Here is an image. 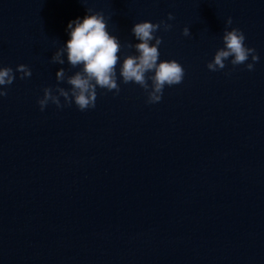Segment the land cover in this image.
<instances>
[{
  "label": "water",
  "instance_id": "obj_1",
  "mask_svg": "<svg viewBox=\"0 0 264 264\" xmlns=\"http://www.w3.org/2000/svg\"><path fill=\"white\" fill-rule=\"evenodd\" d=\"M22 264H264V62L140 150Z\"/></svg>",
  "mask_w": 264,
  "mask_h": 264
},
{
  "label": "clouds",
  "instance_id": "obj_2",
  "mask_svg": "<svg viewBox=\"0 0 264 264\" xmlns=\"http://www.w3.org/2000/svg\"><path fill=\"white\" fill-rule=\"evenodd\" d=\"M167 19L174 20L172 13H168ZM223 32V47L216 50L213 59L207 63L209 71L215 72L226 67L225 61L231 57L233 66L245 64L248 71L254 70V65L259 61L256 50L245 45V35L239 28H231L232 18L226 20ZM163 28L169 31L172 25L160 21L152 23L142 21L134 23L131 32L139 43L127 42L124 47L135 49L137 54H127L122 63L118 53L122 45L117 36L111 35L107 30V20L102 12L87 10V14L81 20L77 18L70 21L67 30L70 39L62 47L58 48L51 57L54 64L63 65L66 54L67 62L72 68H79L72 75H67L64 68L57 70L55 76L58 82L55 90L53 87L43 89V97L37 103L41 111L51 102L57 108L75 103L81 111L95 108L97 99V88L107 91L120 92L117 82V65L119 77L124 84L135 83L147 93V103L154 104L161 101L165 86H173L182 83L184 69L176 60H160L159 46L162 37L155 35ZM185 37L191 36L190 29L182 30ZM155 41V43H152ZM251 57L252 63H247ZM16 73L20 78L31 77V69L24 64L17 66L15 72L11 67L0 66V97L7 96L6 88L16 79ZM152 73V75H148ZM151 81V84H149ZM59 82H66L69 89L59 87ZM55 91V94H54ZM63 97L64 104H61Z\"/></svg>",
  "mask_w": 264,
  "mask_h": 264
}]
</instances>
